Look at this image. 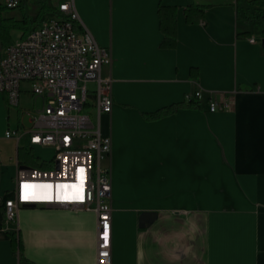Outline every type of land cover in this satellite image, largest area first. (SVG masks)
<instances>
[{
	"label": "crops",
	"instance_id": "obj_1",
	"mask_svg": "<svg viewBox=\"0 0 264 264\" xmlns=\"http://www.w3.org/2000/svg\"><path fill=\"white\" fill-rule=\"evenodd\" d=\"M74 3L82 28L112 55L102 71L113 97L102 134L112 139L113 264H264V37L241 27L238 0ZM192 3L205 8L204 23L186 22ZM160 6L177 7L175 48L162 47ZM22 84L18 114L34 112L20 133L43 108ZM196 91L198 107H187ZM224 97L232 109L209 112L208 100ZM6 102L0 92V119ZM173 105L180 107L165 117L146 118ZM7 131L0 130V264H20L9 233L35 264H97L94 211L24 206L5 222L19 149H32L41 168L53 159L34 151L51 148L31 146L28 135L6 138Z\"/></svg>",
	"mask_w": 264,
	"mask_h": 264
},
{
	"label": "built area",
	"instance_id": "obj_2",
	"mask_svg": "<svg viewBox=\"0 0 264 264\" xmlns=\"http://www.w3.org/2000/svg\"><path fill=\"white\" fill-rule=\"evenodd\" d=\"M28 0H0V8L15 10ZM57 13L40 22L25 38L0 56V92L10 106L19 107L21 84L43 100L30 130L6 132V138L30 137L31 146L54 150L45 168L16 161L13 197L4 201L5 222H15L25 204L94 211L98 217L97 264L112 260V177L107 165L112 139L102 134L103 115L111 114V80L103 67L112 63L111 51L101 47L81 26L74 0H51ZM255 42L254 38L250 40ZM203 98L187 94L185 102ZM209 112L229 111L232 99L208 100ZM67 197V198H66Z\"/></svg>",
	"mask_w": 264,
	"mask_h": 264
},
{
	"label": "trees",
	"instance_id": "obj_3",
	"mask_svg": "<svg viewBox=\"0 0 264 264\" xmlns=\"http://www.w3.org/2000/svg\"><path fill=\"white\" fill-rule=\"evenodd\" d=\"M39 11L36 18L30 17L28 13H25L21 20H16L13 18L7 19L4 25H0V38L5 40V49L11 44L6 42V35L8 29L15 27L23 31L22 38L27 37L34 28L39 24V22L48 16H52L57 13L56 9L51 0H38ZM24 6V2L20 7ZM4 8H0V11ZM205 8L195 4H190L184 11L185 19L188 24L204 23ZM256 12L257 16L254 14ZM245 15L242 11L238 10L239 20L245 22V24L256 22L259 19L264 20V0H248L247 7L244 10ZM160 29L164 35L162 42V47L165 48H175L177 45V7L174 6H160L158 10ZM77 29L81 30L82 26L77 24ZM239 36H249V32L238 34ZM262 36L264 37V29L262 31ZM191 77L194 80H198L199 70L197 68H192L190 70ZM187 107L197 108L198 104L196 101L192 100L190 103H186ZM180 106L173 105L171 107H166L158 110L153 114L146 115L149 120H156L165 117L174 111H176ZM18 159L20 163L31 166L34 168H41L44 165L39 162V159L35 157L33 150L28 148H20L18 151ZM11 240V246L15 253L19 255L20 264H35L23 256L22 253V241L17 233H9Z\"/></svg>",
	"mask_w": 264,
	"mask_h": 264
},
{
	"label": "rangeland",
	"instance_id": "obj_4",
	"mask_svg": "<svg viewBox=\"0 0 264 264\" xmlns=\"http://www.w3.org/2000/svg\"><path fill=\"white\" fill-rule=\"evenodd\" d=\"M247 1L248 0H238L239 4V9L242 11V14L245 15V9L247 7ZM39 11V5H38V0H28L27 2H24V6L19 7L18 9L15 10H8V9H2L0 11V25H4L6 23L7 19L13 18L16 20H21L24 16L25 13H28L30 17L36 18L37 14ZM253 11V10H252ZM254 12V11H253ZM254 14L257 16L256 12ZM48 17V15L46 16ZM44 17L43 19H45ZM43 19L40 21L42 22ZM39 22V23H40ZM243 25H248L249 30H251L255 35H257L259 38H262V31L264 29V20L259 19L256 22L253 23H247L243 22L241 20V27L243 28ZM23 36V31L19 28H9L8 33L6 35V42H9L10 44H13L17 41H19ZM5 40H2L0 38V48L3 50L5 49ZM27 83V82H26ZM23 82L22 87L25 88L28 86ZM40 106V103H39ZM18 107H12L10 106L9 102L7 101L5 103V112L2 114V117L0 119V130L3 129L4 131L9 130L11 132H14L16 130H19L18 133L22 130L23 126H28V119H29V114L31 112L33 113L31 109H27L30 111V113H27L28 111L25 112V109L22 107L20 109V113L18 114ZM24 111V112H22ZM32 115V114H31ZM107 127V120L106 116H102V128L105 130ZM35 153L37 156L41 157L43 160H50L54 156V150L53 149H41V148H35L34 149Z\"/></svg>",
	"mask_w": 264,
	"mask_h": 264
},
{
	"label": "water",
	"instance_id": "obj_5",
	"mask_svg": "<svg viewBox=\"0 0 264 264\" xmlns=\"http://www.w3.org/2000/svg\"><path fill=\"white\" fill-rule=\"evenodd\" d=\"M26 207H35V204H25Z\"/></svg>",
	"mask_w": 264,
	"mask_h": 264
},
{
	"label": "snow or ice",
	"instance_id": "obj_6",
	"mask_svg": "<svg viewBox=\"0 0 264 264\" xmlns=\"http://www.w3.org/2000/svg\"><path fill=\"white\" fill-rule=\"evenodd\" d=\"M67 198V197H66Z\"/></svg>",
	"mask_w": 264,
	"mask_h": 264
}]
</instances>
